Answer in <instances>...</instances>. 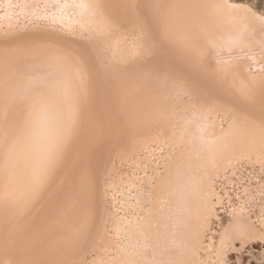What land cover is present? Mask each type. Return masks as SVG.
I'll return each mask as SVG.
<instances>
[{"label":"bare ground","instance_id":"6f19581e","mask_svg":"<svg viewBox=\"0 0 264 264\" xmlns=\"http://www.w3.org/2000/svg\"><path fill=\"white\" fill-rule=\"evenodd\" d=\"M255 240L264 0H0V264H242Z\"/></svg>","mask_w":264,"mask_h":264},{"label":"rangeland","instance_id":"374dc122","mask_svg":"<svg viewBox=\"0 0 264 264\" xmlns=\"http://www.w3.org/2000/svg\"><path fill=\"white\" fill-rule=\"evenodd\" d=\"M227 185L228 184H225L224 186H227ZM233 186L234 188H236L235 184ZM219 212H222V215L224 216L225 215L223 213L225 212L224 207L219 208ZM261 252L263 253V257H264V241L255 240V241H252L251 243H247L244 246V248H242V251H241L242 264H264V258H261Z\"/></svg>","mask_w":264,"mask_h":264}]
</instances>
